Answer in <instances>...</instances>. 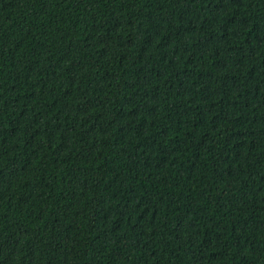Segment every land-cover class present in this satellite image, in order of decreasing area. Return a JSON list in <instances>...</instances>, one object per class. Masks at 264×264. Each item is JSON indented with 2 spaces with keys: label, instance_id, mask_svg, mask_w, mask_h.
Returning <instances> with one entry per match:
<instances>
[{
  "label": "trees",
  "instance_id": "obj_1",
  "mask_svg": "<svg viewBox=\"0 0 264 264\" xmlns=\"http://www.w3.org/2000/svg\"><path fill=\"white\" fill-rule=\"evenodd\" d=\"M0 264H264V0H0Z\"/></svg>",
  "mask_w": 264,
  "mask_h": 264
}]
</instances>
